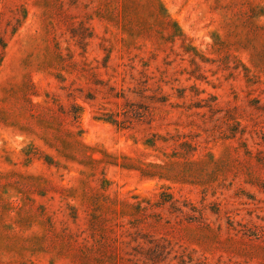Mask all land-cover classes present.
<instances>
[{
  "label": "rangeland",
  "instance_id": "obj_1",
  "mask_svg": "<svg viewBox=\"0 0 264 264\" xmlns=\"http://www.w3.org/2000/svg\"><path fill=\"white\" fill-rule=\"evenodd\" d=\"M0 264H264V0H0Z\"/></svg>",
  "mask_w": 264,
  "mask_h": 264
},
{
  "label": "trees",
  "instance_id": "obj_2",
  "mask_svg": "<svg viewBox=\"0 0 264 264\" xmlns=\"http://www.w3.org/2000/svg\"><path fill=\"white\" fill-rule=\"evenodd\" d=\"M108 120H110V122H112L113 124H117L116 123V121H114V120H111V119H108ZM149 146H151V147H153L154 146V144L151 142V143H147ZM166 202V201H165ZM164 203L162 202V203H160V204H157V206L156 207H158V206H161V205H163ZM192 212H194V211H192ZM181 214H183V212L181 211L180 212ZM186 214H184V216H185Z\"/></svg>",
  "mask_w": 264,
  "mask_h": 264
}]
</instances>
